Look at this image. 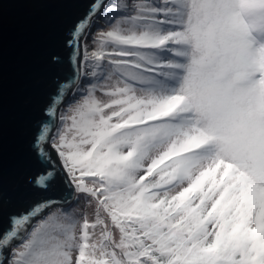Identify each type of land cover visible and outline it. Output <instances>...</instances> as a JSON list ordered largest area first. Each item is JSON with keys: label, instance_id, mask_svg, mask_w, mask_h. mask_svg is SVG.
<instances>
[{"label": "snow or ice", "instance_id": "obj_1", "mask_svg": "<svg viewBox=\"0 0 264 264\" xmlns=\"http://www.w3.org/2000/svg\"><path fill=\"white\" fill-rule=\"evenodd\" d=\"M74 2L31 181L67 194L10 217L0 264H264V0Z\"/></svg>", "mask_w": 264, "mask_h": 264}, {"label": "water", "instance_id": "obj_2", "mask_svg": "<svg viewBox=\"0 0 264 264\" xmlns=\"http://www.w3.org/2000/svg\"><path fill=\"white\" fill-rule=\"evenodd\" d=\"M0 237L12 225L10 217L27 215L37 203L67 194L58 177L47 190L32 179L44 171L33 145L58 84L75 79L65 37L85 4L74 0H0ZM59 55V63L51 57ZM79 60V57H75ZM74 88L65 91L66 95ZM55 167L60 163L49 147ZM51 170V169H49ZM79 195V194H77ZM35 217L20 226L21 236ZM16 239H13L14 241Z\"/></svg>", "mask_w": 264, "mask_h": 264}, {"label": "rangeland", "instance_id": "obj_3", "mask_svg": "<svg viewBox=\"0 0 264 264\" xmlns=\"http://www.w3.org/2000/svg\"><path fill=\"white\" fill-rule=\"evenodd\" d=\"M117 2H118V0H117ZM75 91V88H73L72 90H71V92L73 93ZM66 98H69L68 96L66 97ZM64 107V104H63V102L61 103V105L60 106H58V108H57V116H56V121H55V124L54 125H56L57 123H58V116H59V112H60V110H61V108H63ZM66 110V109H65ZM55 126L53 127V129H52V132L50 133V135L49 136H51L54 132H55ZM55 151V150H54ZM55 153H56V151H55ZM57 154V153H56ZM73 203L75 204V201H73ZM95 202L93 201L91 204H86L85 203V201L84 200H81L80 202H79V205L76 207V210H75V214L78 216V217H83V216H87V218L91 221V220H93L94 219V216H95ZM39 218H37L36 220H35V222L38 220ZM34 222V223H35ZM34 226V224L30 227V229L28 230V228H29V226H28V228L26 229L28 232H30L31 231V228ZM21 241L19 240V241H17L16 243H13V245H17V244H19Z\"/></svg>", "mask_w": 264, "mask_h": 264}, {"label": "clouds", "instance_id": "obj_4", "mask_svg": "<svg viewBox=\"0 0 264 264\" xmlns=\"http://www.w3.org/2000/svg\"><path fill=\"white\" fill-rule=\"evenodd\" d=\"M49 135H50V133H49ZM51 148V147H50ZM52 149V151H53V153L55 154V156L57 157V159H58V161H59V158H58V156H57V154L55 153V151H54V149L53 148H51ZM59 163H61L60 161H59ZM39 218V217H38ZM37 218L35 217L33 220H32V222H31V224L29 225V228H28V230L30 229V227L34 224V222H35V220H36ZM25 235V232L22 234V236H20V237H23ZM17 241H19L18 239H17ZM16 241V242H17ZM15 241H12L11 243L13 244V243H16Z\"/></svg>", "mask_w": 264, "mask_h": 264}, {"label": "trees", "instance_id": "obj_5", "mask_svg": "<svg viewBox=\"0 0 264 264\" xmlns=\"http://www.w3.org/2000/svg\"><path fill=\"white\" fill-rule=\"evenodd\" d=\"M36 218H38V217H36ZM22 236V235H21ZM15 242L17 241V239L16 240H14Z\"/></svg>", "mask_w": 264, "mask_h": 264}]
</instances>
